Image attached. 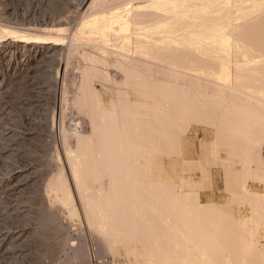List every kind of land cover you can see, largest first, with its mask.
<instances>
[{"label": "bare ground", "instance_id": "6f19581e", "mask_svg": "<svg viewBox=\"0 0 264 264\" xmlns=\"http://www.w3.org/2000/svg\"><path fill=\"white\" fill-rule=\"evenodd\" d=\"M260 1L263 2V0H0V94L10 92L14 86L34 82L46 96L53 92L54 88H56L54 93H57L62 82L56 67L61 66L64 61L71 62V59L76 57L81 59V64L78 63L80 66L76 67V64L72 67L74 70H71L78 74L75 75L76 78L72 75L75 78L73 87L62 85L63 92L60 98H63L65 106L62 107L63 112L59 109L61 127L58 131L55 128L56 117L52 116L53 114L49 116L54 117L50 131L52 135H56V131L60 135L68 171L73 177L72 184L76 191L78 190L86 222L91 228L98 227L100 215L97 214L101 213L94 193L100 201L103 196V202L106 196L104 182V185L98 184L101 174L108 176L110 184L114 186L116 184L121 186L129 180H126L129 176L126 177L125 173L130 164L125 145L128 126L159 127L162 128L161 137L167 138L166 146L163 144L165 147H162L168 151V160L167 162L162 160L160 163L154 158L159 147L157 143L160 141L158 132L150 130L152 134L154 133L155 139L150 134L152 137L144 136L148 131L143 130L146 139L148 137L149 140L154 138L159 141L156 143L152 139L155 144L151 143L154 150L152 146L150 147L151 144L143 145L148 147L145 150L140 148L142 146L138 145L136 140L137 145L133 144L136 156L130 164L135 170L145 171L161 167L162 164L170 166L171 209L174 219L169 222L168 219L165 220L166 224L159 219L158 221L150 219L161 226L159 227L161 231L164 229L168 231L169 225L174 222L188 226V230H196L193 229V222L186 220L192 221V212L196 216V211L207 205L222 211L217 206L218 203L205 204L202 196L195 194L194 178L189 173L191 163L194 161L189 147L191 134L189 120L192 117L196 118L198 112L202 113L203 110L211 114L212 118L213 113H218L221 108H224L221 112L225 116L224 110L230 107L242 108L239 111L237 108L236 111L231 108L233 115L234 111L236 112L235 118H238V113L248 114L245 112L246 109L251 113L254 109L264 108V43L261 38L258 39L259 42L253 39L258 36H254L256 30L260 29L261 25L264 26V13L261 14L263 17L259 16L260 18L252 16L253 13L246 14V9L260 5ZM18 2H21V5L17 4ZM262 6L260 5V8ZM243 14L246 16H242ZM71 27H74V30L67 37ZM249 39L253 42H248ZM252 50L261 53L263 60L247 61L241 58L246 57ZM70 93L73 107H68L71 101L68 100ZM144 107H151L153 113L142 111ZM51 112L50 110L49 113ZM221 112L219 111L220 114ZM228 112L227 116L231 115ZM220 114L218 116H221ZM233 115L231 120L235 119ZM198 117L201 119L200 115ZM212 120L213 124L214 119ZM233 121L237 123L238 120ZM0 129L5 137L13 138L15 131L12 127L5 125ZM164 141L163 139L162 142ZM164 152L163 149V154ZM256 157L253 156L254 159ZM51 159L45 164L46 169L29 163L25 167L10 170L6 175L3 172L4 175L0 176V255L4 254L5 258L16 257L22 260L30 257L32 252L30 245L37 239L34 237L37 227H34L35 224L32 225L34 215L41 216L43 219L41 223L44 221L58 233L66 229L62 223L61 213L65 210L70 215L77 212L73 188L67 179L64 166L60 173L58 172L60 175H57L59 182L54 185V188L58 187L54 194L56 199L52 198L54 201L57 200L56 203L61 202V205L58 202L60 207L57 208L51 202L52 179H44L43 176V171L51 172L55 169L56 161L53 162V158ZM256 160L259 164V159ZM242 165L243 171L248 174L257 172L263 175L261 177L264 180L262 169H255L251 162L244 161ZM48 175L49 173L45 178ZM93 180L99 181L98 186H95L96 183L91 185ZM239 188L244 198L254 195L246 183ZM91 191H94L93 195ZM116 195L112 196L113 199ZM109 199L111 203V197ZM106 200L105 204H109ZM2 203L5 205H1ZM117 215L116 220H113H120H117ZM229 219L238 230L236 231L238 234L235 230L234 232L240 236L239 245L243 247L246 259L251 264H264V252L255 242L257 230L264 227V218H261L263 221L259 219L257 222V219L242 221L233 216ZM128 220H125L127 221L125 223L123 221L124 225L127 223L125 226L121 223L124 230H129L122 235L125 239L121 237L126 244L123 247L126 254L125 264H137V258L140 257L141 260L147 257L145 253L150 247L147 241L150 239L151 242L153 236H158L159 230L157 231L158 227L153 226L154 223L151 221V227L148 226L149 219H144L148 224L144 220L142 222L135 219L138 223H144L142 226L148 227L146 228L148 230L137 228L141 230L140 234L139 231L136 232L138 226L133 227L134 224L132 226L136 231L128 228L132 219ZM150 228L156 229L153 230L154 233L157 231L156 235ZM146 232L149 234L145 235ZM227 232L229 233V230ZM141 248L145 250L143 254ZM81 249L83 248L80 246L76 252L82 260L80 262L79 258V261L75 262L87 264L88 252H85V248ZM77 253L75 254L78 255ZM70 260L68 262L67 258L66 264H72L73 260Z\"/></svg>", "mask_w": 264, "mask_h": 264}, {"label": "rangeland", "instance_id": "374dc122", "mask_svg": "<svg viewBox=\"0 0 264 264\" xmlns=\"http://www.w3.org/2000/svg\"><path fill=\"white\" fill-rule=\"evenodd\" d=\"M263 2L260 1L261 4L260 3L259 4L262 6L264 5ZM17 4L21 5V2H18ZM25 4L26 3H24V5ZM260 5H258L259 7L258 6L251 7L253 9L254 8L256 9L258 7V10L256 9L255 11L251 8L246 9L247 10L246 14L248 15L253 13L251 15L252 16L256 15L255 16L256 18H258L259 16L263 17L264 6L260 8ZM25 6H27V4ZM242 16H246V15L243 14ZM69 30H68V35L66 34L67 37H69L72 34L74 27L73 28L71 27ZM255 33L254 36L258 35L260 37L258 36L256 38L253 37V39L259 42L258 39L261 38L260 40H263L262 43H264V26L261 25L260 29H257ZM250 39L247 41L248 42L254 41L253 39H252L253 41L252 40L250 41ZM254 44H252V46H254ZM254 51L255 50H252V52H249V54H247L248 56L246 55V57H241V58L242 59L245 58V60L247 61H260L262 59L261 53ZM71 62L69 60L68 62L69 64H68L67 62L64 61L62 62L61 66L59 67L57 66L58 68L56 67V72L59 70L60 81L62 82L61 87L57 89V93H54V91H56V88H54L53 92H51L48 96H46L38 88L39 85L36 82H34L31 84L27 83L21 86L18 85L14 86V88L10 90V92L7 93L1 92L0 94V128H2V126L9 125L15 131L13 138L11 137L7 138L1 133V129H0V176H3L4 173L5 175L8 174L10 170L14 171L18 168L25 167L29 165V163L46 169L45 164L48 161L52 160L51 158H53V162L54 161L57 162V163L54 162L56 165L54 167L55 169H52L53 171L51 172L48 170H47L48 172H46V170L43 171L44 179H49V180L52 179V181H50L52 187V189H50L52 204L56 205L55 207L57 208L60 207L58 204L59 201L56 203L57 200L56 201L53 200L56 199L54 198L56 197V195L54 194H56L57 192L56 189H58V187L54 188V185L56 184V182H59L58 180L59 176L57 175H60L59 174L60 169H62L63 166L67 179L71 184V188H73V195L75 196L73 197V200L74 202L76 201L75 203H77L76 204L77 206H75L77 207L76 208L77 212L75 214L70 215V213L66 210L65 212L61 213L63 219L62 223L64 226H66V229L63 230L64 233L63 231L62 232L60 231L58 233L54 232V230L51 227H49V225H47L44 221L43 223H41L43 220L41 216L34 215L35 217L32 225L34 226L35 224L34 227L35 228L37 227L35 229L36 236H34L35 238H37L36 239L37 242L36 240H34L35 244L32 243L33 245H30V248L32 250V252L30 253L31 254L30 257L28 256L27 258H24L25 260L27 259L25 261L23 258L22 260L16 257L8 258L6 256L7 258H5V255L1 254L0 264H14V263L15 264H22V263L23 264H48V263L66 264L67 258H68V262L71 259L70 261L72 260L74 261V262L72 261L71 263L75 264L76 263L75 261L76 260L79 261L78 260L79 258H80V262L82 260V258L79 256V253L76 252L77 248H79L80 246L83 249L85 248L86 250L85 252H88L86 253L87 254L86 256L89 257V260L86 257L87 264H90V262L91 264H125L126 254H124L125 250H123L124 249L123 247H125L126 244L125 242H123L125 241L123 240L125 238L122 235L127 233L129 230L128 231L124 230L125 228L123 226H125L127 223L124 225L123 221L125 223L127 222L125 220L132 219V222L131 223L129 222L130 224L128 223L129 229H135L132 228L134 224L133 227L138 226L136 227V229L141 227V230H148L146 229L148 228L147 226H142L144 225V223H142L144 219H149V224L150 221L151 223L153 222L152 221L153 219H157V221L159 219L163 221V223L167 219L168 222L169 220L171 221L174 219L173 218L174 214L172 213V209H171L172 172L170 166L168 164L162 166L163 165L162 164L161 167H158L150 171L135 170L133 167L130 166V164L132 163L131 161L136 156L135 155L136 150L133 147L134 143L136 145L138 143V145L142 146V147L140 146L138 147L144 148L145 150L148 147L146 146L143 147V145L145 144L149 145L151 143L155 145L154 141H152V139L155 138L153 136L154 133L152 134L150 132V130L152 129H153L152 132L153 131L158 132L157 136L160 140L159 141L157 139L159 141V143H157L156 142L157 140H155L156 138L154 139L159 146L157 151H155L156 156L154 158L157 161L159 160L160 163L162 162V160L164 162H167L168 151H166V149L163 148L166 146L165 144H167L166 143L167 138L165 139V136L164 138L161 137L162 128L160 129L159 127L146 126L144 128L143 126H137L138 128L137 127L134 128L135 126L134 127L128 126L129 127V128L127 127L128 132L126 133V135L128 136L126 138L125 145H126V149H128V162H130V164L125 173H126V177L129 176V178H126V180L128 179L129 180L123 183L121 186L120 184H116L114 186L110 184L111 181L108 179L109 178L108 176H104L101 174L102 176L101 180L99 179L100 183L102 182L101 184L98 183L99 181L93 180L91 182V185L92 184L95 185L96 183L95 186H98V184L99 186L105 184L104 185V191H106L104 193L106 195V196L104 195L105 200L107 195L108 194L110 195L107 197L106 200V202L108 201L109 204H105V200L103 202L102 199L103 196L101 197V195L98 192H96L101 197V201H100V198H98L97 194H95L94 191H91L92 193L91 195H93V193L94 195H96L95 197L97 198L98 204L101 207L100 210L101 213L99 212V214H97L100 215V218L98 220V227L101 229H99L98 227L91 228V226L87 224L86 216L81 207L82 203L80 204V198H79L80 196L78 195V190L76 191L74 184H72L73 177L68 171V166L62 148L60 135L57 132L58 129H60L61 127V121L59 120L60 117L59 115L61 114V111L63 112L62 107L64 105L63 98H60L63 92L62 85H64V87L68 86L69 88L73 87V84L75 82L74 80L76 78L75 77L76 73L74 71L71 72V70H74V68L72 67H75L76 64H77L76 67H78L79 65L78 63L81 64V59L76 57V59H71ZM69 67H71V69ZM72 75L75 78L72 77ZM58 91L60 92V94ZM38 93L43 97H40ZM254 95L256 96V94ZM54 96H56V98H54ZM71 98L72 95L70 93L68 100L71 101L70 104H68L69 105L68 107H73L71 106L73 105L72 104L73 98L72 99ZM58 105H61V107H59ZM231 108L232 107L228 108V110L227 109L224 110L226 116L221 112V110L223 111L224 108L218 110V113L216 114L214 112L212 118L214 119L215 123L213 122V124L211 123L213 121L211 118V114H208L206 111L203 112L204 110L201 111L202 113L198 112V116L200 115L201 119H199V117L197 116L196 118L195 117L191 118V120L195 118L196 120L193 119L195 121L189 120L191 127V134L189 136V145H190L189 147L191 148L193 154V156L191 154L192 156L191 158L194 159V161L191 163L189 173L192 174V177L194 178L193 187L195 190V194L197 196L201 195L202 196L201 199L205 204L218 203L217 206H219L220 210L222 211L219 210L217 211L216 209H213L210 205H207L206 207H201L197 211L195 210L197 212V214L196 212H194L196 216H194L192 212L191 214L193 218L192 221L190 220H186V221L190 223L193 222L192 225L194 227L193 229L196 228V230L194 231L188 230L187 229L188 226L186 227L184 226V224H178L174 222L172 223V225H169L168 231H165L164 229L165 231L164 232L163 230L161 231L159 229V227L161 228V226L156 225L158 223L155 224L154 221L153 226L156 225L158 227L157 231L159 230L160 232L158 231V236H153L151 242L150 239L149 241H147L150 246V247L146 246L149 247L147 248L148 251H146L145 253L147 257L145 256V259L141 258V260L139 259L140 257L137 258L136 260L137 264L138 262H140V264H149V263L150 264H251L248 261V259H246L247 257H245L244 255L245 252L243 253L242 250L243 247H240L239 245L240 239L238 238L239 235H237L238 232H236L238 230L232 224V222H230L231 220L229 219V217L230 216L237 217L242 221H247L248 219L250 220L257 219L256 222L259 219L260 221L264 220V219L261 220L262 217L264 218V180L262 179L263 175H259V173L257 172L248 174L245 171H243L244 169L242 165L244 164V161L245 163L251 162V166H254L255 169L260 168L264 171V108H259L260 110H257L258 108L254 109L253 112L251 111V113H249L250 110L247 111L246 109L245 111L244 108L243 110L245 112H248V114H243L241 113L242 111H240L241 114L239 115L238 113L237 116L239 117H241L242 115L246 116L245 118H243L242 116L241 119L239 117L235 118L236 116L235 111L236 108L238 109V111L242 108L239 109L238 107H233L235 110L234 115L232 112L233 108L232 109ZM50 110L52 111L51 113H49ZM53 110L54 113H56L57 115H54ZM142 111L153 113V109L151 107H146V108L144 107ZM219 111L221 112V114L219 113ZM227 111H229L231 115L228 114L227 116ZM5 112L6 114L8 113L9 114L6 115ZM203 113L205 114L201 115ZM195 114L197 115V112ZM218 114H220L221 116H218ZM49 115L56 117V119H54V117ZM232 115L235 118L233 119L232 117L233 120L235 121L236 119L238 120L237 123H234V121L231 120ZM203 117H205L206 119ZM210 118L211 120H209ZM53 119L55 120V128L57 130L55 132V134L57 133L56 135L54 134L52 135L50 131L51 130L50 124H52ZM43 120L46 121L44 122ZM207 120L209 121L207 122ZM213 125H215V127ZM158 128L160 130H158ZM143 130L148 131V134L144 136L152 135L154 138L150 139L151 141L148 139V137L146 139L143 136ZM196 131H198V134H196ZM163 139L165 140L164 141L165 143L162 142ZM136 140L137 143L135 142ZM152 144L150 145V147L152 146ZM153 147L154 146H152V149ZM163 149L165 151L164 152L165 155L163 154ZM255 155H257V157L258 155L260 156L257 158ZM253 156L256 158L254 159ZM256 159H259L258 160L259 164ZM48 173L49 175L50 173H53L51 174L52 176L50 175L51 178H49V175L47 178H45ZM244 183H246L248 189L254 193V195L250 198H244V195L241 194L242 192L240 193L241 190L239 186ZM50 184L48 183L49 187ZM48 186H47V191L49 192ZM114 195H116V198L113 199L112 196ZM110 197L112 200L111 203L109 199ZM59 203L61 205V202ZM1 205L4 206L5 204L2 203ZM102 212H103V216H101ZM104 215L106 216L104 217ZM115 215H117V220L120 219L119 221H115L116 220ZM183 217L186 216L183 215ZM135 219H139L140 221L142 220V222H140L142 224L139 225L140 223L135 221ZM184 219H190V218H184ZM145 221L146 220H144V222ZM202 222L204 224H202ZM121 223L123 224V226H121L122 225ZM136 223H138V225H135ZM161 223H159V225H162ZM45 224L47 226H45ZM149 224L148 226L151 227V224L150 225ZM205 225L208 226L205 227ZM263 225H264V221H263ZM119 226H121V228ZM163 226L166 227V225L164 224L162 225V227ZM121 230H123L124 233ZM141 230L137 229L136 232L139 231L140 233ZM150 230L151 232L154 233L156 229L155 230L153 229L154 230L153 231L150 228ZM228 230L229 233L227 232ZM234 230L237 234L234 232ZM157 231L155 233H157ZM231 231H233L234 234L233 232L232 234H230ZM257 231L258 232H256L255 242L257 243L258 247L264 252V227L263 226L260 227ZM162 232H164V234H162ZM155 233L154 235H156ZM146 234L149 233L146 232L145 235ZM147 237L149 236L147 235ZM149 238H151V236ZM121 242L124 243L123 244L124 246L122 245ZM58 250H60L61 253ZM143 250L144 249H142V254H143ZM36 253L40 255H37ZM75 253H77L78 255H76ZM33 255L35 256L33 257ZM20 261L22 263H20ZM76 264H80V263L77 262Z\"/></svg>", "mask_w": 264, "mask_h": 264}]
</instances>
